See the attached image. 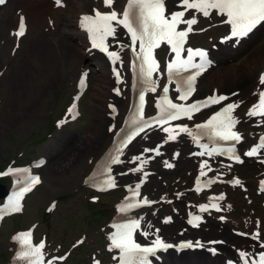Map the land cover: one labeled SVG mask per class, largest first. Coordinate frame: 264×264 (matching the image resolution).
I'll return each mask as SVG.
<instances>
[{"label": "rangeland", "instance_id": "rangeland-1", "mask_svg": "<svg viewBox=\"0 0 264 264\" xmlns=\"http://www.w3.org/2000/svg\"><path fill=\"white\" fill-rule=\"evenodd\" d=\"M78 1L80 0H67V6L62 8L55 6V0H8L7 4L0 7V71H2L0 74V176L3 175L1 168L5 164L28 163L32 166L31 161L37 157L51 158V155L61 150L67 134H72L79 141H85L84 145L91 143V139L86 137L94 130L93 123L96 119L92 107L93 93L98 82L102 80V76L96 71L97 66L92 64L94 62L92 59L98 55L88 56L89 59L84 61L78 52L73 51L71 46H67V42L52 41L59 38L60 29L67 27L63 15L68 14L69 19L71 18L74 22ZM120 1L116 0L114 5L119 4ZM87 2L88 5L84 10L89 13L90 8L97 2L95 0H87ZM31 7L38 12L37 15H32ZM20 12L25 17L27 29L21 39L15 40L13 30L16 26V15ZM193 15L197 18L198 25L191 35L190 44L212 46L216 42V36L226 30V28L218 27L222 25L221 19L213 15L207 18L200 17L193 13L190 17ZM263 31L264 25L256 36L259 35L262 38ZM224 48L228 47L221 46L217 52ZM163 53V51L160 52V57ZM81 64L83 66H79ZM87 66L91 70L89 86L86 92L77 98L78 69L81 70ZM218 71H220L219 65L210 69L201 80L213 76ZM70 102L78 104L79 116L74 121H67L62 117ZM98 102L103 107L107 104L105 99ZM117 102L121 103L123 99L120 98ZM60 121H65V124L56 123L59 125L56 126L55 122ZM103 126L106 127L107 122ZM97 132L103 136L106 133L101 129H97ZM152 136L153 134H148L142 138L144 142L142 144L139 143L141 140H136L127 150V155L136 154L143 148L152 146L156 139L160 138L159 136L152 138ZM104 141L98 150L100 154L110 141V133H106ZM171 149L172 147L167 151L170 155ZM91 154L90 150H86L82 165L73 171L58 174L52 182L44 178L45 166L37 170L41 175V184L26 195L22 203V211L5 218L0 227V264H6L10 259L13 250L11 242L13 232L24 229L35 221L38 222L36 234L38 237H46L48 249L57 251L72 249L68 260L63 264H91V253H97L98 257H103L107 224L112 215L113 204L122 196V191L100 195L99 199L93 202L94 206L88 204L90 196L94 194L83 185V178L94 162ZM180 156L183 159V152ZM192 163L194 164L193 161ZM155 164L161 170L151 176L144 187L150 196L156 197L163 193L161 192L163 190L171 193L173 187L182 186L183 183L190 186L189 170L185 169L182 175L177 176L174 169L165 171L160 167V163ZM248 164L249 161L246 160L245 165ZM134 165L135 162L131 163V166ZM83 166L86 168L84 169ZM244 166H237L236 169L241 167L240 170H245ZM118 169L126 168L118 167ZM234 172L232 170V173ZM133 179L135 178L131 177L129 180ZM5 180L3 179V183L7 188L9 182ZM169 182L174 183L167 189ZM217 190L224 191V211L208 216L201 229L192 230V237L199 235L198 237L203 240L222 238L225 241L223 238L225 231L234 235L231 229L250 231L252 227L260 226V224H262L260 230L264 234V198L257 193L254 183L245 181L243 187L234 186V188L227 184H220ZM51 199L57 200V207L45 213L46 205ZM186 199L191 200L190 197ZM174 204L177 208L184 210V202L176 201ZM164 207V213L173 214L171 205H164ZM220 215H224L226 219L220 221ZM175 218L178 225L172 224L168 228L171 234L179 235L184 224L179 214ZM156 223H160V215L156 221H153V224ZM217 223H220L221 228L219 227L216 232L214 230L211 233L206 232L207 228L215 224L218 227ZM161 232L164 234L162 228ZM82 235L85 238L84 242L75 247L76 239ZM220 247L228 248L232 253L229 242L226 244L225 241V244ZM192 254L203 255L205 260H219L220 264L223 259L219 257L220 254L210 257L203 251L184 252L181 255L189 257ZM172 258L171 253L164 256L167 263Z\"/></svg>", "mask_w": 264, "mask_h": 264}, {"label": "snow or ice", "instance_id": "snow-or-ice-1", "mask_svg": "<svg viewBox=\"0 0 264 264\" xmlns=\"http://www.w3.org/2000/svg\"><path fill=\"white\" fill-rule=\"evenodd\" d=\"M5 0H0V4H4ZM106 8H111L114 4V0H103ZM57 6H61V0H56ZM177 7H182L183 11H174L166 15V4L165 0H127L126 6L121 13L112 10L110 12H100L94 10L95 15H85L81 18L80 26L85 29L89 35L92 48L99 49L105 53L110 61L115 64L116 61L120 60L119 53L116 51H109V44L107 43L108 38L117 37V26L122 27L126 30L127 34L131 38V45L134 53L135 60L139 61V78L140 81L146 85L144 91H156L155 81L152 80V74L160 69V65L157 63L154 57V49L159 48L161 43H166L170 46L171 52L175 53V57L171 59L167 64V74L169 82L173 78L182 80V85H177V91L180 95L177 97L179 100H187L194 91L193 84L196 76L203 72L209 63L207 59V53L201 49H187L186 58H181V52L184 51V44L186 38L193 30L192 26L197 23L195 15L190 19H184L185 12L192 9L196 13L202 14L204 17H209L213 12L216 15L226 17L222 22L230 25L231 33L229 37L225 39H231L233 37L239 39L246 36L258 25H264V0H180ZM185 24L187 27L183 30H177L178 25ZM25 33L24 18H20L18 30L14 33L17 37L23 36ZM118 42V41H117ZM138 44L139 50H136ZM126 46H121V51ZM194 57H199V63L194 62ZM190 69L196 71L188 75L186 78L181 76V73L188 72ZM113 72L117 76L119 82V73L116 69ZM86 75V74H84ZM83 85V78L80 81ZM260 83L264 84V75L260 78ZM186 85V87H184ZM169 88L167 85L163 87V95L157 101L156 107L160 110L157 117L151 118V120H145L143 116V105L144 95L143 91L140 94V104L136 108L135 115L132 118V123L136 126L135 130L127 136L120 146L116 149V155L110 157L111 164H120L119 158L122 154L123 148L140 132H143L146 128L151 127L153 123L164 124L172 120H178L182 116L192 119L193 113L200 111L202 107H207L209 104H218L220 101L227 99L224 96L209 97L205 101H198L189 105L176 104L168 98ZM239 105L237 103H230L225 106L220 112L213 115L206 123L197 124L196 128L200 130L199 134L194 135L187 126H179L178 130L164 128L163 130L169 133L167 139L174 140L176 134L187 133L192 136L193 140L199 144L200 136H206L210 141H234L239 142L241 135L234 131L233 128L237 121L233 118L232 112ZM75 105L69 108V113L73 112ZM249 117L260 116L264 117V91L259 93V101L254 104L252 108L247 112ZM74 118V117H73ZM65 121H60L59 124H63ZM59 126V125H58ZM175 133V134H174ZM200 147L203 149L199 155L203 156L207 154L212 156L215 153L229 154L230 158L235 159L237 162H241L239 156H235V149L233 147L227 149H218L212 147L209 149L208 144H201ZM259 148H264V137H261V143L258 147L252 148L246 152L247 156H255ZM145 152L152 151L145 149ZM156 154L159 155L158 148L155 150ZM133 160H141L140 157H133ZM147 161L141 160V165ZM43 164L40 161L36 166L39 167ZM166 166L171 168L172 165L166 162ZM207 166L206 163L201 164V176L206 175L203 169ZM134 172L141 171V168L132 169ZM27 169H9L5 175L12 173H27ZM106 173L111 172L110 167L105 168ZM147 173H145V176ZM26 181V183H25ZM209 181L207 183H212ZM24 186L20 190L14 193L13 197L10 198L6 208L9 211H19V201L23 194L30 191L31 188L40 183V179L37 176L27 175L23 181H20ZM235 184H240L239 180L234 181ZM264 185V181H261ZM97 186V185H94ZM98 190H106L116 187L115 180L109 174L107 178L102 182V185L97 186ZM140 184L136 185L135 189H131L133 196L138 195V189ZM264 190V188H262ZM199 191V189H197ZM210 199H223V196L218 198ZM151 203L147 199H143L139 202H132L123 204L119 210L122 213H127L131 209L140 207L141 205ZM212 208L219 211L217 204L211 203ZM208 210V206L201 205L200 211L204 212ZM4 213L3 209H0V215ZM142 219V218H141ZM141 219H130L127 223L114 225L116 231L113 232L109 239L111 244L109 251L113 249L119 250V264H149L148 256L153 254L157 249H167L171 245L163 243L159 238L153 241L152 247H142L133 239V233L140 229ZM200 220L199 216H193L189 219V223L194 227ZM168 220H165L167 223ZM150 227V225H149ZM143 235L147 236L148 232H143ZM259 234H252V239H258ZM31 231L18 234L14 237L15 240L21 245L22 250L17 253V259L25 261L26 264H44V257L42 250L45 245L43 242L33 246L31 243ZM191 244L184 245L183 247H191ZM247 254L244 252L240 253L241 258H244ZM60 259H63L61 257ZM116 259V257H113ZM47 264H53L52 260H48ZM96 264H99L97 261ZM248 264V261H245ZM251 264H257L256 261H252ZM258 264H264V252L259 256Z\"/></svg>", "mask_w": 264, "mask_h": 264}, {"label": "bare ground", "instance_id": "bare-ground-1", "mask_svg": "<svg viewBox=\"0 0 264 264\" xmlns=\"http://www.w3.org/2000/svg\"><path fill=\"white\" fill-rule=\"evenodd\" d=\"M64 1V6L66 7L67 0ZM167 1L169 5L173 6L174 2L178 0ZM126 2L127 0H121L119 6L117 7V10L121 12L125 7ZM77 3L79 4L76 9V16L74 22L71 20V18L69 19L68 14L63 15V20L67 27H64L62 30L60 29L59 38H57L56 40L53 39L52 41L57 43L67 42V46H71V48H73V51L78 52L80 54V57L84 61H86L89 59L88 52H90V48L88 47V43H86L85 41L83 32L79 31L78 29L76 18H78L79 13L86 12L84 8L88 5V2L87 0H80ZM40 4H42V2ZM33 8L34 7L30 8V12H32V15H37L38 12L34 11ZM17 19L18 15L16 16V24ZM12 20L13 16L11 21ZM262 35V38L258 35L255 37H251V39L247 41L245 40V43L240 44L235 49H224L221 52H212L211 57L217 62L218 65H220V71H218V73L214 74L211 77L205 78L204 80L199 79L198 83V97H202L208 93H214L217 90L221 89L219 91L227 93V96L231 103H237L239 105L237 108H235L234 114L232 113V116L235 115L238 118L235 119L237 121L235 126L236 129H238L243 136L241 144L244 147L252 143L254 140L258 142L260 140V135L264 130V117L261 119V121H258V119L254 118L253 116L249 117L247 115V112L251 109V106L258 103L259 93L261 91H264V84L260 83V78L262 75H264V49L262 48L264 47V31ZM120 38H123L122 35H120ZM93 60H96L94 63L99 66L97 72L100 73V75L102 76V80L98 82L93 93L92 107L96 119L93 123L94 130H92L86 137V139H91V143H87L86 145H84L85 141H79L75 139L72 134L65 135L64 144L61 150L51 155V158H48L47 163L44 165L45 167H41V169L44 167V178H46L50 182L54 181L53 179L58 174L73 171L74 169H76V167L82 165L83 154L86 150L91 151V156H93L95 162L100 157V153L98 150L105 142L104 140L106 138V133L109 132V130L106 129L107 126H103L104 123L107 122L108 124L109 122H113L115 124L114 130L120 128L122 117L127 110L128 99L125 103L121 104L120 106V118H117L115 115H112L106 105H104L103 107L98 102L99 100L103 99L109 102L111 99L114 98L112 91L110 90L113 85V74L112 70L108 66H105L103 60L98 57L93 58ZM79 66H83V64ZM126 67L128 73L126 74L125 79H122V83L128 82L130 85L133 82V73L132 68L128 64V61ZM158 71H160V69ZM207 71L209 72V70ZM79 72L80 70L78 69V74ZM204 75L205 72L201 75V78ZM256 92L257 94L254 95V93ZM205 113L206 112L198 114L192 121L186 123V125L190 126L188 128L194 135L198 134L200 130L196 128L195 124L192 125V123L199 121L205 115ZM256 122L257 124H255ZM198 124H201V121ZM97 129H101L103 130V132L105 130L106 133H103L104 136L101 133L99 134L97 132ZM259 131L260 134L258 133ZM138 138L140 137L134 139L130 145H132ZM142 141L143 140L141 139L139 143H144ZM173 144L175 145V148L183 150V159L180 158L181 156H179L177 159L179 161L172 167L177 172V176L182 175L185 169L195 172L198 171L197 165L192 163V161H196L198 157L189 156L190 150L193 149L196 144L192 136H189L187 133H181L180 135H178L177 140ZM251 160L252 159H248L249 164L245 166V170H240L237 168L235 171L239 172L240 177L245 178L247 182L255 183V185L259 184L260 186H264L261 184V181H264V176L259 175L261 173L260 170H262L263 168H260L258 165L252 164ZM94 162L92 163L90 169L93 167ZM244 164L245 162H243L240 166H244ZM211 165H213V163H211ZM215 166L218 167L220 166V164H216ZM83 168L85 169L86 166H83ZM150 169H157V171L159 170L156 165L155 167H151ZM170 183L171 182H169V185ZM175 185H178V183H175ZM172 224H175V226H177L178 221L174 219L170 226ZM217 226L218 227H216L215 224V226L207 228L206 232L211 233L213 230L214 232H216L219 227L221 228L220 225ZM162 228L164 235L169 239L175 238L177 236L175 235V233L171 234L168 225H164ZM221 235L223 236V234ZM188 236L191 237L190 234ZM223 238L225 239L226 243L229 242L230 245L236 243L237 245L236 247H234L232 253L228 248L222 247L223 251L221 255L227 256L230 254L229 256H231V258H234L236 256V260L239 263L243 262L245 264L246 260L248 261V264H251L252 261H256L258 263L259 256L261 254L260 250L262 248V239L251 238L249 240H245L238 238L237 240H235L236 237L234 235L229 234L227 231H225V237L223 236ZM241 252H244L247 255L244 258H241ZM171 253L173 255V258L170 262L168 261L169 263L166 264H220L219 260L216 261L203 259V255L192 254L189 257L177 258L179 257L177 252L172 251ZM232 254H234L233 257ZM154 264L159 263L154 262Z\"/></svg>", "mask_w": 264, "mask_h": 264}, {"label": "water", "instance_id": "water-1", "mask_svg": "<svg viewBox=\"0 0 264 264\" xmlns=\"http://www.w3.org/2000/svg\"><path fill=\"white\" fill-rule=\"evenodd\" d=\"M5 193V190L3 188V185L0 184V196H3Z\"/></svg>", "mask_w": 264, "mask_h": 264}]
</instances>
